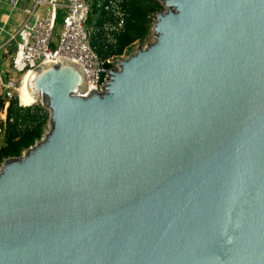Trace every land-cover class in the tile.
Listing matches in <instances>:
<instances>
[{
    "label": "water",
    "instance_id": "obj_1",
    "mask_svg": "<svg viewBox=\"0 0 264 264\" xmlns=\"http://www.w3.org/2000/svg\"><path fill=\"white\" fill-rule=\"evenodd\" d=\"M159 2L101 91L30 72L48 130L0 170V264H264V0Z\"/></svg>",
    "mask_w": 264,
    "mask_h": 264
},
{
    "label": "built area",
    "instance_id": "obj_2",
    "mask_svg": "<svg viewBox=\"0 0 264 264\" xmlns=\"http://www.w3.org/2000/svg\"><path fill=\"white\" fill-rule=\"evenodd\" d=\"M30 8L22 12L26 20L7 41H3L4 29L0 28V49L15 44L11 54V66L5 72V78L0 75V99L4 106L0 112V121L4 125L9 103L17 99L19 102V87L22 77L40 65L55 63L60 58L70 60L84 71L88 90L101 91L108 79V71L117 68V61H108L110 68H105L96 52L92 49L90 38L92 29L88 20L92 16L93 7L109 11L114 24L105 26L111 34H118L124 27L125 14L122 0H29ZM19 0H13V9L18 7ZM62 16V26L57 39H53L58 16ZM7 53V52H6ZM21 107V106H20ZM24 108V107H23ZM4 161H0V170Z\"/></svg>",
    "mask_w": 264,
    "mask_h": 264
},
{
    "label": "trees",
    "instance_id": "obj_3",
    "mask_svg": "<svg viewBox=\"0 0 264 264\" xmlns=\"http://www.w3.org/2000/svg\"><path fill=\"white\" fill-rule=\"evenodd\" d=\"M98 1V0H97ZM125 14L124 27L118 34H111L105 26L113 23L112 14L101 8L93 7L88 25L92 27L90 43L105 68H110L108 61L121 59L136 42L142 43L149 35L151 18L163 10L158 0H122ZM4 106L0 99V112ZM45 110L36 106L23 108L18 100L9 103L6 122L0 121V161L20 157L24 151L32 147L44 135L48 116Z\"/></svg>",
    "mask_w": 264,
    "mask_h": 264
},
{
    "label": "rangeland",
    "instance_id": "obj_4",
    "mask_svg": "<svg viewBox=\"0 0 264 264\" xmlns=\"http://www.w3.org/2000/svg\"><path fill=\"white\" fill-rule=\"evenodd\" d=\"M3 1H9V0H0V16L2 15V7H4L3 5ZM159 1V0H158ZM6 2V3H7ZM161 4V3H160ZM25 8H30V5H29V2L26 4V5H24L23 6V10L25 9ZM162 11H164V8H163V10ZM62 16L61 15H59L58 16V20H57V23H56V27H55V30H54V35H53V39L55 38V39H57V37H59V33H60V31H61V26H62ZM154 20H155V17L154 18H151V21H152V23H151V27H150V31H149V35L147 36V38L145 39V41L144 42H142V43H139V42H136V43H134L133 45H132V47L130 48V49H128L127 50V52L125 53V55L123 56V58H122V60L123 59H125L126 57H128L130 54H133L136 50H137V48H139V47H141V48H143V47H145L147 44H150V43H152L153 42V38H152V26H153V23H154ZM14 50H15V44L14 43H11L10 45H9V47L8 48H1L0 49V75H1V77L2 78H5V72L6 71H8V69H9V67L11 66V54L14 52ZM7 52V53H6ZM20 106L21 107H23L22 105H21V103H20ZM34 106H36V107H38V108H40V109H43V110H45L43 113H45L47 116H48V118H49V113H48V111L40 104V103H36V104H34V105H32V106H30V107H34ZM25 108H27V107H25ZM48 121H47V123H46V126H45V130H44V134L47 132V130H48ZM23 154V153H22ZM22 156V155H21Z\"/></svg>",
    "mask_w": 264,
    "mask_h": 264
},
{
    "label": "crops",
    "instance_id": "obj_5",
    "mask_svg": "<svg viewBox=\"0 0 264 264\" xmlns=\"http://www.w3.org/2000/svg\"><path fill=\"white\" fill-rule=\"evenodd\" d=\"M13 0L3 1L2 15L0 16V28L4 29L2 35L3 41H7L10 35L15 34L21 22L26 20V16L23 14V6L28 3L29 0H19L18 7L13 9L11 2ZM7 2V3H6ZM92 29V27H90Z\"/></svg>",
    "mask_w": 264,
    "mask_h": 264
},
{
    "label": "bare ground",
    "instance_id": "obj_6",
    "mask_svg": "<svg viewBox=\"0 0 264 264\" xmlns=\"http://www.w3.org/2000/svg\"><path fill=\"white\" fill-rule=\"evenodd\" d=\"M30 76H31V73L25 74L22 77V82L19 87V92H18L19 102L21 103L23 107H30L37 103L35 98H33L29 92L28 83H29Z\"/></svg>",
    "mask_w": 264,
    "mask_h": 264
}]
</instances>
